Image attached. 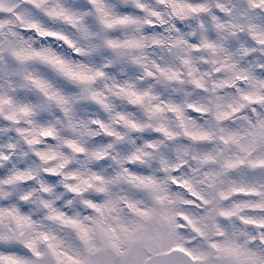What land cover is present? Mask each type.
<instances>
[{
  "label": "clouds",
  "instance_id": "9594fccd",
  "mask_svg": "<svg viewBox=\"0 0 264 264\" xmlns=\"http://www.w3.org/2000/svg\"><path fill=\"white\" fill-rule=\"evenodd\" d=\"M264 264V0H0V264Z\"/></svg>",
  "mask_w": 264,
  "mask_h": 264
},
{
  "label": "snow or ice",
  "instance_id": "6c2138e0",
  "mask_svg": "<svg viewBox=\"0 0 264 264\" xmlns=\"http://www.w3.org/2000/svg\"><path fill=\"white\" fill-rule=\"evenodd\" d=\"M6 264H15V262H14V261H11V260H9V261H7V262H6Z\"/></svg>",
  "mask_w": 264,
  "mask_h": 264
}]
</instances>
